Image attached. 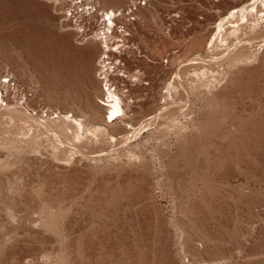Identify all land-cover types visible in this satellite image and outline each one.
Instances as JSON below:
<instances>
[{
	"label": "rangeland",
	"instance_id": "obj_1",
	"mask_svg": "<svg viewBox=\"0 0 264 264\" xmlns=\"http://www.w3.org/2000/svg\"><path fill=\"white\" fill-rule=\"evenodd\" d=\"M234 2L151 0L139 12L121 56L140 70L124 91L137 131L78 138L63 118L0 113V264H264V62L234 65L215 87L194 76ZM102 56L45 0H0V60L33 105L104 124ZM172 82L183 93L168 100Z\"/></svg>",
	"mask_w": 264,
	"mask_h": 264
},
{
	"label": "bare ground",
	"instance_id": "obj_2",
	"mask_svg": "<svg viewBox=\"0 0 264 264\" xmlns=\"http://www.w3.org/2000/svg\"><path fill=\"white\" fill-rule=\"evenodd\" d=\"M234 6L235 7L232 9L231 12H229L227 15L220 16L218 24H216L212 29L208 30L209 38L205 48L206 52L204 53V55L198 54L196 59L194 60L196 64H203L204 68L200 72H195L194 76H196L197 79L202 78L204 79V81H206L207 78L212 77V79L210 78L211 80L208 81L209 83H211V87H215L217 81L227 79L231 69L236 64H242L247 66L253 64L256 65L260 62L261 59L264 62V0H235ZM101 47L103 49V56L98 61V65L101 67V69H99L100 73H98V76L102 80L104 98L100 99V105L106 108L107 114L104 120V124L101 123L99 125H96L94 129H90L85 125L83 119L77 116L75 117L72 113L63 112L62 114L64 118L62 119V121L64 120L67 123H71V125L75 128V133L78 138H81V136L85 133L95 134V137H97V135H101V137H104L105 135H109V127H113L112 125L119 123L126 125L124 126V129L136 130L135 128H133L134 126H132L130 122L134 121L137 118L136 116L138 112H136L134 109L135 103H133L132 105V103L128 101V99L130 98H127L128 95L126 96L124 94V91H128L126 90V80H129L132 85H136L140 81V75H138L140 70L136 71L132 75H129L125 68H122L120 66L116 67L115 63H109L104 57V55L106 54L110 56L108 54L107 48L104 49L102 45ZM224 66L227 67L223 68ZM144 85L150 86L146 89L151 91V95L153 96V87H151L150 83L146 82L144 83ZM111 86H115V90H112ZM168 86L169 87L166 89V92L168 93V100L173 99L174 95L179 97L182 96L181 92L183 93V91L180 92L181 89H179V87L173 84V82L170 83ZM151 95L147 94L146 100H148ZM164 103L166 104L167 100H164ZM169 107L171 108L172 106L169 105ZM181 108L179 109L176 107H172L170 110L172 112L178 111V115L184 114V108ZM6 110H8L6 112L7 114L10 111L13 115H20L22 110L27 114L23 106H18L14 104H10L5 109L0 108V113ZM31 114L27 115L32 121H34L36 124L40 123L41 126L43 125L44 127H47V125L49 124L47 120H44L41 117H37L38 115L35 116ZM70 114L72 115V117L67 118ZM67 130H69V128H67ZM111 137L114 139V141H118L117 138H115L114 136Z\"/></svg>",
	"mask_w": 264,
	"mask_h": 264
},
{
	"label": "built area",
	"instance_id": "obj_3",
	"mask_svg": "<svg viewBox=\"0 0 264 264\" xmlns=\"http://www.w3.org/2000/svg\"><path fill=\"white\" fill-rule=\"evenodd\" d=\"M58 9L61 20L66 28L75 34V40L80 44L88 42L100 43L107 54L104 55L109 63L116 67H126V49L133 47L130 43L133 25L137 22L138 14L149 6L151 0H130L122 8H106L99 0H45ZM114 65V64H113ZM115 90V86H111ZM36 98L33 89L27 88L15 77L8 66L0 60V108L10 104L23 106L27 114L38 115L44 120L64 118L59 108L38 103L33 105ZM72 117L70 114L69 117Z\"/></svg>",
	"mask_w": 264,
	"mask_h": 264
}]
</instances>
